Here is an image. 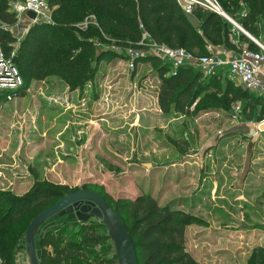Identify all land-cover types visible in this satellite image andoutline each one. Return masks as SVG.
Masks as SVG:
<instances>
[{
	"label": "rangeland",
	"instance_id": "374dc122",
	"mask_svg": "<svg viewBox=\"0 0 264 264\" xmlns=\"http://www.w3.org/2000/svg\"><path fill=\"white\" fill-rule=\"evenodd\" d=\"M243 9L224 12L233 21L230 14ZM17 20L11 32L20 41L33 24L24 16ZM87 26L96 27L94 18ZM257 30L256 40L264 43V23ZM103 47L120 50L110 41L96 49ZM132 59L108 56L80 91L49 76L20 94L0 96V192L23 196L42 183L59 189L61 199L90 191L113 204L150 195L196 219L185 227L184 248L198 264H249L253 256L255 264H264L256 259L264 247V133L257 126L264 101L256 107L255 98L229 79L204 76L190 105L164 113L157 67L145 56ZM61 199L34 204L30 213L37 216L25 230L17 264H32L26 232ZM97 211L86 202L63 207L38 224L29 240L37 249L49 226ZM100 221L108 236L103 256L118 264L114 231L108 220ZM129 254L138 264L135 250Z\"/></svg>",
	"mask_w": 264,
	"mask_h": 264
},
{
	"label": "trees",
	"instance_id": "16d2710c",
	"mask_svg": "<svg viewBox=\"0 0 264 264\" xmlns=\"http://www.w3.org/2000/svg\"><path fill=\"white\" fill-rule=\"evenodd\" d=\"M23 1L0 0V49L12 59L21 79V86L0 90V96L20 94L32 82L49 76L64 79L70 91L83 90L94 80L100 62L108 56L124 55L120 47L136 46L143 32L158 45L181 48L197 56L209 54L208 43L232 51L243 45L258 51L245 36H236L229 22L201 8L192 12L200 28L192 29L176 0H46L51 21L32 25L18 41L11 32L18 22L11 3ZM217 2L226 13L243 6V12L230 16L248 35L258 38L257 27L264 23V0ZM92 18L96 27L84 28ZM107 41L120 46L117 48L121 53L104 47L97 51L96 46H103ZM145 58L147 63L157 67L158 103L164 113L193 102L203 83L204 74L200 70L187 66L173 70L170 64L155 57ZM220 76L227 78L225 71H218L211 77ZM238 88L245 96L255 98L256 107L261 99L264 101V97ZM62 197L59 189L42 183H35L23 196L0 192V264H17L25 230L37 216L30 213L34 204L40 199ZM102 197L128 229L138 264H198L184 248L185 227L195 223L193 216L173 210V204L160 206L150 195L117 200L113 204ZM107 242L103 223L90 214L82 220H62L49 226L38 240V264H114L103 256ZM256 254V259L263 261L264 247L258 248ZM254 259L253 256V264L256 263Z\"/></svg>",
	"mask_w": 264,
	"mask_h": 264
},
{
	"label": "built area",
	"instance_id": "2783aa9c",
	"mask_svg": "<svg viewBox=\"0 0 264 264\" xmlns=\"http://www.w3.org/2000/svg\"><path fill=\"white\" fill-rule=\"evenodd\" d=\"M176 1L184 13L192 14L194 9L201 8L220 17L226 15L217 0ZM11 6V10L16 14L17 19L22 16L27 18L26 13L32 12L36 15L35 21L27 18L32 24L34 22L46 23L51 21V12L46 0H24ZM139 27L143 31V27L141 25ZM245 34L247 33L245 32ZM247 38L258 51L251 50L244 45L239 50L232 51L208 44L209 54L207 56H197L195 53L187 52L181 48L172 49L166 45H158L150 39L146 32H143L141 41L136 45L137 49L126 50L124 53L132 57V61L142 56L155 57L163 63L170 64L173 70L181 66L193 67L200 70L205 77L214 76L218 71H225L227 78L236 86L264 97V44L256 39ZM232 43L238 44L236 41H232ZM121 51L115 50L119 54ZM132 66L133 63L130 67ZM19 86H21V79L13 66L12 59L6 57L0 49V90H14ZM262 123H264V120L259 122L257 126Z\"/></svg>",
	"mask_w": 264,
	"mask_h": 264
},
{
	"label": "water",
	"instance_id": "95a60500",
	"mask_svg": "<svg viewBox=\"0 0 264 264\" xmlns=\"http://www.w3.org/2000/svg\"><path fill=\"white\" fill-rule=\"evenodd\" d=\"M184 16L192 29L198 30L200 28V23L196 20V18L192 14L185 13ZM26 17L31 21H35L36 19V15L32 12H27ZM223 18L226 19L236 29H238L244 36L251 38V36L245 34V31L239 25L232 22L231 19L228 18L226 15ZM34 24L37 23L34 22ZM258 131L264 133V123L258 126ZM145 168L146 169L150 168V165H145ZM82 202L95 204L96 206L99 207V211L95 213L92 212L90 213L91 216L99 220L104 219V221L106 220L109 221L115 236V252H116L117 263L133 264V259H132L133 255H130L129 253H133L134 246L132 244L131 237L127 228L124 226L117 213L107 204L106 200L102 196L90 191H81L61 199L59 202H57L56 204L45 210L33 222V224L30 225V227L26 232V238H27L26 246L32 264H38V255L36 253L35 246L33 245L32 241L30 242L29 240V235L31 231L32 230L34 231L35 227H37L38 224L44 222L48 217L52 216L54 213L61 210L63 207L75 205Z\"/></svg>",
	"mask_w": 264,
	"mask_h": 264
},
{
	"label": "bare ground",
	"instance_id": "6f19581e",
	"mask_svg": "<svg viewBox=\"0 0 264 264\" xmlns=\"http://www.w3.org/2000/svg\"><path fill=\"white\" fill-rule=\"evenodd\" d=\"M33 234H35L34 231H32L31 234H30V239H31V240H32V236H33ZM33 238H34V237H33Z\"/></svg>",
	"mask_w": 264,
	"mask_h": 264
},
{
	"label": "crops",
	"instance_id": "0c3cea01",
	"mask_svg": "<svg viewBox=\"0 0 264 264\" xmlns=\"http://www.w3.org/2000/svg\"><path fill=\"white\" fill-rule=\"evenodd\" d=\"M243 35V34H242ZM209 44V43H208Z\"/></svg>",
	"mask_w": 264,
	"mask_h": 264
}]
</instances>
